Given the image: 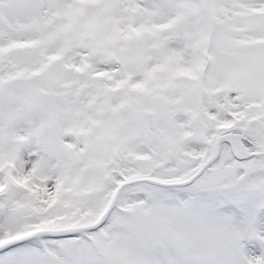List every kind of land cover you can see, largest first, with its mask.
Wrapping results in <instances>:
<instances>
[{
  "label": "snow or ice",
  "instance_id": "6c2138e0",
  "mask_svg": "<svg viewBox=\"0 0 264 264\" xmlns=\"http://www.w3.org/2000/svg\"><path fill=\"white\" fill-rule=\"evenodd\" d=\"M0 264H264V0H0Z\"/></svg>",
  "mask_w": 264,
  "mask_h": 264
}]
</instances>
